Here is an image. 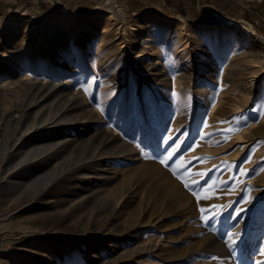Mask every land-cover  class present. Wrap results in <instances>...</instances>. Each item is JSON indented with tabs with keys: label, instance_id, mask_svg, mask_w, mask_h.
Segmentation results:
<instances>
[{
	"label": "rangeland",
	"instance_id": "obj_1",
	"mask_svg": "<svg viewBox=\"0 0 264 264\" xmlns=\"http://www.w3.org/2000/svg\"><path fill=\"white\" fill-rule=\"evenodd\" d=\"M140 1L0 0V264H264V0Z\"/></svg>",
	"mask_w": 264,
	"mask_h": 264
},
{
	"label": "crops",
	"instance_id": "obj_2",
	"mask_svg": "<svg viewBox=\"0 0 264 264\" xmlns=\"http://www.w3.org/2000/svg\"><path fill=\"white\" fill-rule=\"evenodd\" d=\"M120 4H125V7H131V9L133 10L134 7H138L139 8V0H118ZM214 2H216V5H219V8H215L214 13L211 10L205 9L203 11L198 10L196 5H195V1L194 0H141L140 1V5H143L141 9H144L145 11L148 12H152L156 15H165L168 16L170 14H181L184 13L185 15H190V14H194L196 13V15H198V17L205 18V19H219L221 21H224L222 19L224 18H230L229 21H232L231 18V13L229 12V10L223 8V0H214ZM170 5H169V4ZM127 4L129 6H127ZM234 7H232L233 9ZM128 11V10H127ZM199 11V12H197ZM130 13V11H128ZM239 13V16H237L236 18L239 17L238 21L242 22V23H246L247 21V17H248V13L246 11V9H244V12L240 13V11L237 10V14ZM211 15H214L213 18ZM216 17V18H215ZM241 17V18H240Z\"/></svg>",
	"mask_w": 264,
	"mask_h": 264
},
{
	"label": "bare ground",
	"instance_id": "obj_3",
	"mask_svg": "<svg viewBox=\"0 0 264 264\" xmlns=\"http://www.w3.org/2000/svg\"><path fill=\"white\" fill-rule=\"evenodd\" d=\"M114 6V5H113ZM108 10V9H107ZM114 12V11H113ZM177 23V22H176ZM176 25V26H175ZM174 26L176 27V29L177 30H182V24L181 23H178V24H175ZM192 28V27H191ZM232 33L233 32H231V33H229V31H226V34H225V36H231L232 35ZM200 36V35H199ZM238 41H239V39H238ZM121 42V41H120ZM198 42V41H197ZM201 42V41H200ZM120 44V43H119ZM244 52V51H243ZM249 54V53H248ZM241 55H243V53H241ZM250 55H257V54H250ZM262 55V54H261ZM245 56H248V55H245ZM233 58V57H232ZM239 58H242V57H239ZM217 61H219V57H218V59H216ZM239 60V59H238ZM237 61V60H236ZM240 62H242V60L240 61ZM242 64V63H241ZM229 67V66H228ZM231 67V66H230ZM229 67V68H230ZM232 67H233V65H232ZM241 67V66H240ZM228 70V69H227ZM231 70V69H230ZM236 72L235 71H228V73H227V79H229V80H234L233 78H235L236 79ZM173 77V76H172ZM173 82L175 83V87L173 88V94H175L174 92H175V90L178 92V87H179V80L178 79H175V78H173ZM57 84V83H56ZM56 84H54L53 83V86H52V88L49 86V85H47L45 82H42L41 80H37V81H33V82H31V83H29L28 84V90L27 91H29L30 90V92H31V90H34L35 92H51L52 91V89H54L53 87H56V86H58V85H56ZM26 85H27V83H26ZM61 85V84H60ZM165 85H167V83L165 84ZM27 88V87H26ZM180 88V87H179ZM180 91V90H179ZM33 92V91H32ZM34 93V92H33ZM180 93V92H179ZM199 93V92H198ZM170 94H171V91L170 90H168V92H167V94H166V98L168 99V98H170ZM218 94V93H217ZM43 96H44V94H43ZM224 96H225V93L222 95V97H221V99H220V104L219 105H222V104H224V102H225V100H224ZM56 98V97H55ZM218 99V98H217ZM217 99H215V100H217ZM228 99V98H227ZM71 100V99H70ZM75 100V99H74ZM217 102V101H216ZM216 102H214V103H216ZM67 103V102H66ZM69 103V102H68ZM214 105V104H213ZM212 105V106H213ZM75 106H77V105H75ZM211 106V107H212ZM210 107V108H211ZM220 107V106H219ZM64 108V107H63ZM69 108V107H68ZM74 108V107H73ZM213 108V107H212ZM75 109V108H74ZM64 110V109H63ZM69 110V109H68ZM86 111H85V113H82L81 115L83 116V118H85V120H86V118H89V117H91L92 115H93V110L92 109H85ZM62 112V111H61ZM83 112V111H82ZM214 112V111H213ZM221 114V113H220ZM262 115H264V109L262 110ZM86 116H89V117H86ZM78 119H81V118H78ZM68 120H69V118H68ZM90 120V119H89ZM55 121V120H54ZM91 121V120H90ZM56 122V121H55ZM75 122V121H74ZM55 124V123H54ZM73 126V125H72ZM264 128V127H263ZM30 130H32V129H30ZM30 130H29V128H27L24 132H23V134H21L22 136H24V133L26 134V133H29L30 132ZM257 130L260 132V129L259 128H257ZM91 137V143H92V145H94L95 143H97V145L96 146H94L95 147V149L97 148H101L102 146H105V139H103V137L102 138H100V137H96V134H94L93 136H89V138ZM23 139V138H22ZM17 141H19V140H17ZM88 141V140H87ZM108 142V141H107ZM108 146V145H107ZM122 146H123V144H122ZM124 147H125V145H124ZM105 149V148H104ZM103 150V149H102ZM124 150V149H123ZM122 150V151H123ZM132 150H133V148H129V152H132ZM14 151V150H13ZM12 152V151H11ZM97 152V151H96ZM15 153H16V151H15ZM14 153V154H15ZM19 153V152H18ZM96 154V153H95ZM105 155V154H104ZM90 156V155H89ZM103 156V155H102ZM24 163V162H23ZM10 173V172H9ZM34 174V173H33ZM36 174V173H35ZM37 176V175H36ZM35 176V177H36ZM30 178H33V177H30ZM29 178V179H30ZM6 179V178H5ZM36 179V178H35ZM27 180V179H26ZM33 180V179H32ZM40 180V179H39ZM18 182H19V180H18ZM31 183V182H30ZM47 190V189H46ZM50 193V192H49ZM230 237V236H229ZM232 237V236H231ZM230 237V238H231ZM233 238V237H232ZM219 239V238H218ZM237 250V249H236Z\"/></svg>",
	"mask_w": 264,
	"mask_h": 264
},
{
	"label": "snow or ice",
	"instance_id": "obj_4",
	"mask_svg": "<svg viewBox=\"0 0 264 264\" xmlns=\"http://www.w3.org/2000/svg\"><path fill=\"white\" fill-rule=\"evenodd\" d=\"M240 129H229L228 131L230 132H238ZM175 174V173H174ZM186 187H188V185L186 184ZM195 194V193H194ZM203 211V210H202ZM207 219V218H206Z\"/></svg>",
	"mask_w": 264,
	"mask_h": 264
}]
</instances>
